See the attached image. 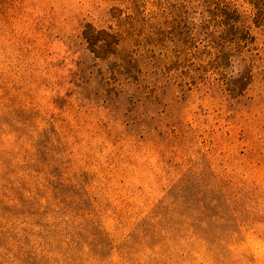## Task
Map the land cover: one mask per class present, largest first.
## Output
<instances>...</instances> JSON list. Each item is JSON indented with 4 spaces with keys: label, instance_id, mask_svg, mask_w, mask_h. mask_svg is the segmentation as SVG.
Segmentation results:
<instances>
[{
    "label": "rangeland",
    "instance_id": "1",
    "mask_svg": "<svg viewBox=\"0 0 264 264\" xmlns=\"http://www.w3.org/2000/svg\"><path fill=\"white\" fill-rule=\"evenodd\" d=\"M0 264H264V0H0Z\"/></svg>",
    "mask_w": 264,
    "mask_h": 264
}]
</instances>
